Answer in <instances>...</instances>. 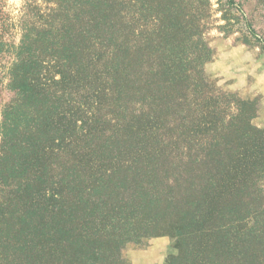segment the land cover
Listing matches in <instances>:
<instances>
[{"label": "rangeland", "instance_id": "obj_1", "mask_svg": "<svg viewBox=\"0 0 264 264\" xmlns=\"http://www.w3.org/2000/svg\"><path fill=\"white\" fill-rule=\"evenodd\" d=\"M24 2L0 0V25ZM173 2L116 0V28L91 30L77 71L43 92L59 105L46 142L59 148L40 181L29 175L35 188L5 189L22 217L0 234V264H264V0ZM13 95L0 84V106ZM40 190L36 223L24 212Z\"/></svg>", "mask_w": 264, "mask_h": 264}, {"label": "trees", "instance_id": "obj_2", "mask_svg": "<svg viewBox=\"0 0 264 264\" xmlns=\"http://www.w3.org/2000/svg\"><path fill=\"white\" fill-rule=\"evenodd\" d=\"M24 1L18 22H8L5 18L0 25V84L14 94L6 105L0 106V207L4 206L0 209V234L5 236L6 232L21 229L16 221L22 217V215H14L8 209L15 198L6 199L5 189L9 190V194H19L35 188L29 181V175H36V180L40 181L39 168L41 173H44L47 167V164L42 161L45 153L59 148L58 139L54 146L46 144L52 137L49 136L47 124H53V113L57 112L56 107L59 105L57 106L53 100H50L49 106L46 105L48 100L43 92H47L48 88L61 82L65 83L66 77L63 72L67 68L71 72L77 71L75 65L72 66L73 70L70 69V59L82 53V43L85 38L91 36V30L103 28L106 25L116 28V22L120 19L117 14L122 12L116 0H47L58 3L59 7L55 12H51L52 8L46 10L45 7L43 9L36 5L29 6L28 0ZM121 1L122 5L131 4V2L135 4V0ZM166 1L167 6L171 8L175 6L173 0ZM111 2L118 7L112 17L110 16V8L113 5ZM151 3L152 1L150 5ZM138 5L143 8L147 4L140 1ZM75 9L79 14L75 13ZM158 10L160 11V7ZM14 25L20 35L17 43L11 39L6 40L3 36L5 33L9 34L10 29H16ZM124 36L126 37L125 33ZM117 41L121 43L123 40ZM116 52L119 50L116 49ZM6 56L8 60L4 61ZM51 67L57 68L59 80L47 77ZM2 76L6 84H3ZM48 108L54 109L50 112ZM63 116L61 114L62 118ZM213 125L211 129L216 127L215 124ZM210 143L219 142L215 140L208 144ZM215 148L222 149L213 154L214 156L225 153L224 146ZM212 152L215 151L211 148L204 156L200 158L196 156L194 162L197 160L201 162L206 158L212 160ZM243 182L244 179L235 177L230 184L237 190ZM224 183L225 178L220 174L217 180L212 182L216 185H224ZM47 194L44 190L36 191L34 196L38 201L35 200V207L24 212L29 216L36 215V223L42 219L39 212L47 208L39 199L42 198L44 202ZM237 196L240 198V194Z\"/></svg>", "mask_w": 264, "mask_h": 264}]
</instances>
